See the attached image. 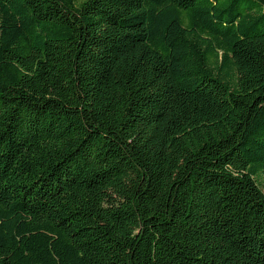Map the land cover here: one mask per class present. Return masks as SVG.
Masks as SVG:
<instances>
[{
    "label": "trees",
    "instance_id": "obj_1",
    "mask_svg": "<svg viewBox=\"0 0 264 264\" xmlns=\"http://www.w3.org/2000/svg\"><path fill=\"white\" fill-rule=\"evenodd\" d=\"M0 264H264V0H0Z\"/></svg>",
    "mask_w": 264,
    "mask_h": 264
}]
</instances>
